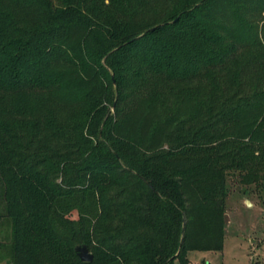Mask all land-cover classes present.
<instances>
[{"label": "trees", "instance_id": "1", "mask_svg": "<svg viewBox=\"0 0 264 264\" xmlns=\"http://www.w3.org/2000/svg\"><path fill=\"white\" fill-rule=\"evenodd\" d=\"M230 170L264 191V0H0L1 260L187 264Z\"/></svg>", "mask_w": 264, "mask_h": 264}, {"label": "rangeland", "instance_id": "2", "mask_svg": "<svg viewBox=\"0 0 264 264\" xmlns=\"http://www.w3.org/2000/svg\"><path fill=\"white\" fill-rule=\"evenodd\" d=\"M228 184L222 248L188 249L187 264H264V191H250L252 186L242 184L236 170L229 171ZM7 237L10 241V227L1 221L0 242ZM0 264L7 261L0 259ZM172 264H179V260Z\"/></svg>", "mask_w": 264, "mask_h": 264}, {"label": "water", "instance_id": "3", "mask_svg": "<svg viewBox=\"0 0 264 264\" xmlns=\"http://www.w3.org/2000/svg\"><path fill=\"white\" fill-rule=\"evenodd\" d=\"M75 250L77 252V255L79 256V258L82 261H91L92 260L93 256L85 244L77 245L75 247Z\"/></svg>", "mask_w": 264, "mask_h": 264}]
</instances>
